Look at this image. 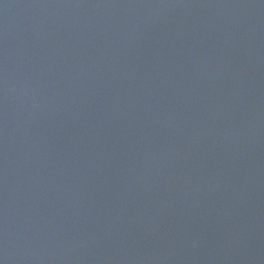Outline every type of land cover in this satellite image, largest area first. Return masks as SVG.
I'll list each match as a JSON object with an SVG mask.
<instances>
[{
    "label": "water",
    "instance_id": "1",
    "mask_svg": "<svg viewBox=\"0 0 264 264\" xmlns=\"http://www.w3.org/2000/svg\"><path fill=\"white\" fill-rule=\"evenodd\" d=\"M0 264H264V0H0Z\"/></svg>",
    "mask_w": 264,
    "mask_h": 264
}]
</instances>
